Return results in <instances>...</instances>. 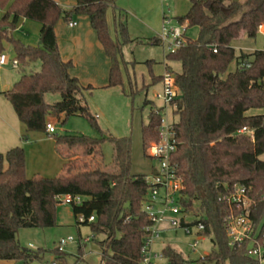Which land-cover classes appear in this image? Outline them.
I'll return each instance as SVG.
<instances>
[{
	"label": "trees",
	"instance_id": "trees-1",
	"mask_svg": "<svg viewBox=\"0 0 264 264\" xmlns=\"http://www.w3.org/2000/svg\"><path fill=\"white\" fill-rule=\"evenodd\" d=\"M11 1L0 0V9ZM113 6L114 0H76V6L66 10L54 0H13L0 21V55L11 46L21 73L3 95L26 127L22 140L27 141L29 133L47 134L61 155L64 150L80 149L98 162L92 167L65 157L64 173L59 177L28 178L23 147L0 154V260L43 262L44 251L22 248L17 233L55 228L58 197L70 195L83 198L81 206L72 207L75 217L95 216V222L84 224L90 227L92 240L104 236L97 242L100 264H143L141 248L145 229L151 224L142 210L148 186L146 175L131 173V140L108 139L113 145V166L104 170L101 146L105 139L56 136L46 131L51 117L79 116L101 132L96 117L79 99L94 88H85L71 77L74 64L62 60L55 27L62 19L86 16L111 63L107 88L123 87L121 46L112 38L107 22ZM21 18L40 24L39 47L14 38ZM178 21L186 30L197 28L198 37L190 40L185 35L183 45L165 57L167 71H171L169 63L181 66V72L174 74L178 97L172 110L177 118L173 160L185 185L182 204L205 225L204 235L215 250L197 261L185 260L171 248L164 249L163 255L169 264H255L248 256V242L238 248L229 246L226 217L230 209L221 198L238 188L247 189L252 202L249 218L264 234V161L260 159L264 115H248L251 110L264 109V50L237 56L232 47L233 41L255 39L264 29V0H191L188 13ZM120 29L127 36L125 25ZM159 42L155 39L152 44ZM36 62H41L40 70L27 73ZM233 62L236 69L229 72ZM150 70L152 85L161 83L162 76L155 77ZM48 93L60 94L61 101L47 104L44 97ZM145 105L151 106L148 124L142 129L143 147L148 149L158 141L161 117L152 102ZM244 128L251 134L241 133ZM55 253L57 260H65L63 252L56 249Z\"/></svg>",
	"mask_w": 264,
	"mask_h": 264
},
{
	"label": "rangeland",
	"instance_id": "rangeland-1",
	"mask_svg": "<svg viewBox=\"0 0 264 264\" xmlns=\"http://www.w3.org/2000/svg\"><path fill=\"white\" fill-rule=\"evenodd\" d=\"M13 0L11 1V3ZM11 3L5 8L0 9V21L7 13ZM191 6V0H114V6L109 10V22L111 36L118 41L121 46L120 68L123 79V87L93 89L84 91L81 95L82 104L87 105L90 113L96 117L98 126L101 130L93 128L90 122L82 117L73 116L66 120L65 116L60 118L51 117L48 119L54 128L56 136H85L91 139H105L101 146L103 157L102 167L110 170L113 166V145L108 140L110 138H129L132 148V175H146L148 178L158 171L159 163L149 156L148 149L143 147L142 129L149 121L151 111L150 105H145L146 101L152 102L154 110L163 107L157 94H163V86L160 83L152 85L151 70L155 77L166 73L165 57L170 53L169 37L167 43L159 42L153 45L156 39H161L165 32L183 26L178 18L185 16ZM169 21V25L166 23ZM120 25H125L127 36L121 33ZM264 29L255 39L241 37L232 42V47L236 50V55L241 53H252L264 50ZM186 37L196 40L198 29L190 28L186 31ZM15 39H22L23 33L19 30L13 32ZM21 41V40H20ZM22 42V41H21ZM10 59L14 55L9 53ZM40 64V62H38ZM150 63V64H149ZM172 74L181 72L178 63H169ZM30 71H39L40 68L34 65ZM236 69L233 62L229 67V72ZM21 73L18 69L11 66L5 67L0 71V92L11 89L13 83L20 79ZM88 86H85L87 88ZM61 101L60 94L48 93L45 102L54 105ZM0 113L10 114L18 121L11 103L0 94ZM167 119L175 122L177 118L173 115L172 109L165 111ZM249 116L264 115L263 110H251ZM66 120V122H64ZM35 136L43 139L42 143L26 152V175L28 178L44 177L55 178L63 174L64 160L56 150L54 139L42 133H35ZM33 141L30 136L29 143ZM66 155V154H64ZM67 157L76 158L79 165L88 164L95 166L98 162H93L91 157L85 156L80 150H70ZM264 161V154L260 157ZM100 161V160H99ZM57 226L51 229H22L17 233V242L22 248L42 249L44 251L43 264H100L99 255L101 254L97 242L104 239L98 236L95 241L79 250L78 239H86L91 236L90 227L78 225L73 214L72 207L57 205ZM68 237L75 238L76 242L68 244L63 248L65 260H57L55 250L62 239ZM195 238L187 235L182 230H170L166 225L162 226L160 238L154 244V250L161 254L164 249L171 248L181 254L185 260L197 261L215 250L210 238L194 250L192 244ZM32 245V247H31ZM159 264H169L166 260Z\"/></svg>",
	"mask_w": 264,
	"mask_h": 264
},
{
	"label": "built area",
	"instance_id": "built-area-1",
	"mask_svg": "<svg viewBox=\"0 0 264 264\" xmlns=\"http://www.w3.org/2000/svg\"><path fill=\"white\" fill-rule=\"evenodd\" d=\"M166 25H169V21ZM68 26L74 28L76 23L71 21ZM186 31V25H183L180 28L165 32L159 40L162 43H167L169 37H171L172 42L169 44V49L171 50L170 53H175L185 42ZM5 66H12L14 69H18L19 64L16 59L10 60L9 56L4 53L0 55V69ZM174 80V74L166 70L160 83L163 86V94L156 95V98L163 104V107L154 110L155 114L161 117V124L158 141L151 143L148 152L150 158L158 161L159 169L149 178L146 176L148 193L146 200L143 202L142 210L148 216L151 224L145 229L144 245L141 248L144 258L143 264H159L165 260L163 252L158 254L154 250V244L160 238L163 225H166L170 230H182L187 235L193 236L195 238L192 244L194 250H197L208 238L204 235L205 225L199 218L194 216L191 210H187L182 204L185 185L178 174V167L173 160L177 150L174 122L168 121L165 113L167 108L173 110L174 102L178 97ZM46 131L48 134L53 135L55 128L48 122ZM241 133L251 134L246 128L241 130ZM221 200L230 209L226 217L229 246L238 248L248 242V256L254 260L255 264H264V234H260V229L249 218L252 202L248 196L247 189L238 188L234 192L223 196ZM82 204L83 198L80 196L58 197V205L73 207L81 206ZM76 221L78 225L93 223L95 222V216L86 218L84 215H78L76 216ZM75 242L76 240L73 237L62 239L57 249L59 252H63L64 247ZM52 264L58 263L53 262Z\"/></svg>",
	"mask_w": 264,
	"mask_h": 264
},
{
	"label": "crops",
	"instance_id": "crops-1",
	"mask_svg": "<svg viewBox=\"0 0 264 264\" xmlns=\"http://www.w3.org/2000/svg\"><path fill=\"white\" fill-rule=\"evenodd\" d=\"M54 1L66 10H69L76 6V0ZM71 21L76 23V26L74 28H70L68 26L69 22ZM107 22L110 30L109 11L107 13ZM40 29V24L26 20L24 18L19 19L17 24V30L23 33V36L21 37L22 39L20 40L24 44L33 47L40 46ZM261 33L264 34L263 31H261ZM55 34L57 36L59 52L62 60L65 62L71 61L74 64V67L70 70L71 77L77 78L83 87L91 86L95 89L107 88L111 63L108 57L106 56L105 51L102 45L100 44L97 38V34L93 30L89 19L86 16H74L69 21H65L62 19L57 23L55 27ZM10 52L14 55L11 46L7 45L5 54L9 56ZM13 59H15V56L13 57ZM34 65L41 68V62L40 64L36 62L31 64L28 69L32 70L31 68ZM5 67L0 69V71H2ZM15 83H13L11 89L13 88ZM7 91H2L0 92V94L3 95V93ZM79 99L82 100V97L79 96ZM25 134L26 127L21 122H17L9 113L6 114V116H4L3 113H0V154H6L8 151L16 147H23L25 151H27L32 148V144H34L35 147H38V144L42 143L43 141V139L39 138V136H35V133H29L27 141H23L22 136ZM30 136H32L33 139L31 143H29ZM69 151L70 150H64L63 155H61V153L57 151L58 154L63 157L64 164L66 163L65 157H67V152ZM5 168H7V164L5 165ZM92 238L93 234L91 236H87L86 239L80 237L77 243L79 245V248H85L88 243L93 241ZM99 259L101 263V254L99 255ZM0 264L20 263L10 260H0Z\"/></svg>",
	"mask_w": 264,
	"mask_h": 264
},
{
	"label": "water",
	"instance_id": "water-1",
	"mask_svg": "<svg viewBox=\"0 0 264 264\" xmlns=\"http://www.w3.org/2000/svg\"><path fill=\"white\" fill-rule=\"evenodd\" d=\"M234 1H238V0H234ZM30 264H42L41 262H39V261H33L32 263H30Z\"/></svg>",
	"mask_w": 264,
	"mask_h": 264
}]
</instances>
